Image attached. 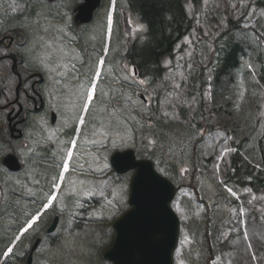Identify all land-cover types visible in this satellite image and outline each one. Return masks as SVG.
<instances>
[{
    "label": "rangeland",
    "instance_id": "1",
    "mask_svg": "<svg viewBox=\"0 0 264 264\" xmlns=\"http://www.w3.org/2000/svg\"><path fill=\"white\" fill-rule=\"evenodd\" d=\"M186 11L191 28L162 59L161 76L151 83L138 75L134 117L126 109L120 118L117 148L151 159L177 186L171 201L179 217L174 264H264V186L251 189L227 179L240 140L245 158L235 163L240 171L264 149V87H257L253 68L256 53L264 64V0H200L187 2ZM230 39H245L251 47L236 70L235 124L228 126L232 133L227 137L219 127L212 90L218 57ZM113 149L104 154L98 201L93 196L77 203V209L87 207L85 215L65 216L54 233H46V227L40 232L39 264H111L103 253L110 231L113 236L112 221L128 208L133 172H113L106 159Z\"/></svg>",
    "mask_w": 264,
    "mask_h": 264
},
{
    "label": "flooded vegetation",
    "instance_id": "2",
    "mask_svg": "<svg viewBox=\"0 0 264 264\" xmlns=\"http://www.w3.org/2000/svg\"><path fill=\"white\" fill-rule=\"evenodd\" d=\"M82 2L0 0V264H39L40 232L54 233L65 216L86 214L77 203L100 198L112 147L106 159L119 175L111 156L120 118L126 109L134 117L146 23L136 0H100L89 20Z\"/></svg>",
    "mask_w": 264,
    "mask_h": 264
},
{
    "label": "water",
    "instance_id": "3",
    "mask_svg": "<svg viewBox=\"0 0 264 264\" xmlns=\"http://www.w3.org/2000/svg\"><path fill=\"white\" fill-rule=\"evenodd\" d=\"M100 0H83L79 12L89 20ZM111 164L118 173L133 170L128 208L112 221L111 244L103 257L111 264H174L173 252L179 234V218L171 201L176 186L159 173L151 159L137 158L132 149L116 151ZM55 217L48 231H52ZM40 241L37 238L32 248ZM30 258L28 259V263Z\"/></svg>",
    "mask_w": 264,
    "mask_h": 264
},
{
    "label": "trees",
    "instance_id": "4",
    "mask_svg": "<svg viewBox=\"0 0 264 264\" xmlns=\"http://www.w3.org/2000/svg\"><path fill=\"white\" fill-rule=\"evenodd\" d=\"M187 2L198 4L200 0H136V5L139 7L137 11L141 12V18L147 28L146 40L136 47L137 70L140 76L147 77L151 83H154L164 71L162 59L172 55L175 43L191 28V18L186 11ZM234 26L235 24H230V28ZM250 47V43L245 39L234 41L230 39L226 42L221 56L218 57L212 97L217 106L214 110L218 115L219 127L227 137H229L228 133L230 135L232 133L228 126L235 124L233 98L236 97V70L240 68L242 58L248 56L247 50ZM255 56L253 68L257 70L256 85L261 89L264 87V64H261L257 53ZM230 139V144L234 143L232 138ZM243 146L244 142L240 140L235 151L231 153L234 166L229 170L227 179L237 181L240 185H248L251 189L262 188L264 186V149L260 150V157L254 161V164L247 162L245 169L240 171L242 166L238 168L235 163L237 160L245 162L243 153H240ZM260 165H263L262 168L257 167ZM111 239L110 231L108 245Z\"/></svg>",
    "mask_w": 264,
    "mask_h": 264
},
{
    "label": "snow or ice",
    "instance_id": "5",
    "mask_svg": "<svg viewBox=\"0 0 264 264\" xmlns=\"http://www.w3.org/2000/svg\"><path fill=\"white\" fill-rule=\"evenodd\" d=\"M100 63L102 64L103 61H100ZM143 82V81H142ZM94 91H95V88L94 86H92L88 91H87V96H86V100H85V104H84V110L86 111L88 109V105L89 103L92 101L93 99V94H94ZM83 123V120L81 121ZM68 156L70 157L71 156V152L68 153ZM64 169L65 171H67L68 169V166L67 164L64 165ZM54 187H57L58 185L54 184L53 185ZM52 200L55 199V196H52L50 197ZM36 218L34 217L33 220H32V223H29L28 224V227L24 229L25 232L28 231L29 228L32 227V224L35 222ZM17 239H19V237H17ZM12 249H8V252H11ZM8 252L4 253V255H8Z\"/></svg>",
    "mask_w": 264,
    "mask_h": 264
}]
</instances>
